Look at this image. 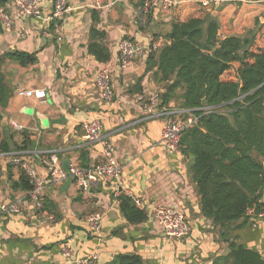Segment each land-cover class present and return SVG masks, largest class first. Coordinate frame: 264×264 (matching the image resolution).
<instances>
[{
	"label": "crops",
	"instance_id": "1",
	"mask_svg": "<svg viewBox=\"0 0 264 264\" xmlns=\"http://www.w3.org/2000/svg\"><path fill=\"white\" fill-rule=\"evenodd\" d=\"M4 11L13 18L9 30L0 21V56L9 52L36 53L37 62L27 67L5 63L3 74L11 95L0 110V143L6 141L9 153H0V201L12 202L26 193L11 189L21 169L13 160L26 162L36 174L48 180L46 158L54 153L61 164L79 165V152L88 151L91 167L102 160L101 143L83 140L82 126L97 120L102 135L114 149L121 166V181L100 182L83 196L73 181L59 186H45V200L52 205L46 213L24 201L19 214L0 217V264H58L59 246L70 239L74 258L97 253L95 264H118L121 256L136 255L142 264H211L216 256L228 253L218 229L200 215L198 196L190 181L189 162L179 151L168 154L161 143L163 119L147 117L140 111L136 96L158 92L161 85L145 72L149 41L160 44L172 22L210 15L219 24L218 34L239 36L260 25L258 46L264 43V0H213L203 7L201 2L212 0H172L175 6L166 11L158 6L143 16L141 0H66L69 11L51 21L54 0H42L40 16L19 18L14 0H5ZM106 34L105 44L110 53L106 63H98L87 54L89 31L93 27ZM56 26L50 29L51 24ZM140 43L142 55L120 70L118 43L121 39ZM154 53V52H152ZM238 64H233L232 79ZM110 74L112 98L101 97L95 84L99 70ZM23 90H44L46 98L38 101L17 95ZM170 107L174 110L175 103ZM23 127V130L12 126ZM23 134L31 135V150L15 151L23 142ZM131 196L141 201L147 220L138 225L126 222L119 211L118 198ZM264 201V189L262 191ZM158 206L182 210L189 225L183 240L167 239L151 216ZM102 214L99 235L88 232L85 218ZM237 236V243L257 251L264 259V218H251Z\"/></svg>",
	"mask_w": 264,
	"mask_h": 264
},
{
	"label": "trees",
	"instance_id": "2",
	"mask_svg": "<svg viewBox=\"0 0 264 264\" xmlns=\"http://www.w3.org/2000/svg\"><path fill=\"white\" fill-rule=\"evenodd\" d=\"M5 3L0 0V7ZM139 4L142 7L144 1ZM97 21L93 12L87 54L98 63H106L110 59L106 34L96 28ZM55 26L53 22L50 29ZM259 26L256 22L255 29L243 35L221 38L219 24L210 15L175 21L164 36L165 42L147 58L145 72L156 68L152 76L162 87L158 91L162 105L173 102L175 108L197 117L182 133L178 151L189 162L188 174L199 198L200 215L228 244V253L216 256L211 264H264L257 251L237 243V236L229 238L254 218L247 215L248 210L253 209L255 215L264 212V43L257 44ZM6 62L27 67L37 62V55L9 52L0 56V110L11 95L3 74ZM233 64H238L233 78H225ZM30 136L23 134L22 144L14 150H31ZM10 151L6 141L0 143V153ZM79 165L91 168L88 151L79 152ZM18 166L21 174L11 182V189L28 193L32 189L29 177L21 164ZM118 202L128 224L147 220V213L136 207L131 197L121 195ZM51 205L44 200L41 210L50 212ZM117 262L142 264L136 255L121 256Z\"/></svg>",
	"mask_w": 264,
	"mask_h": 264
},
{
	"label": "built area",
	"instance_id": "3",
	"mask_svg": "<svg viewBox=\"0 0 264 264\" xmlns=\"http://www.w3.org/2000/svg\"><path fill=\"white\" fill-rule=\"evenodd\" d=\"M42 0H14L16 7V16L19 18H37L40 16V4ZM95 3V8L99 2ZM144 4L141 7V13L145 15L147 12L157 8L158 6L166 11H170L175 6L172 0H143ZM211 3L217 5V1H203V7H208ZM69 11L66 0H54L51 13V21L61 18ZM0 21L6 30H9L13 24V18L9 16L4 9L0 8ZM160 44L149 41L148 51L156 52ZM144 47L129 39H121L118 43V61L120 70H125L133 60L140 57L144 51ZM95 84L100 92V95L105 100L112 98V87L110 74L106 70H99L95 74ZM17 95L25 98H33L38 101H43L46 98L44 90H23L18 91ZM136 101L139 105L142 114L147 117L162 118L163 126L161 131V143L164 150L168 154L178 151V145L182 133L192 127L197 117L187 110H174L170 106H163L159 99L158 92L149 94L141 93L136 96ZM208 110L205 108L204 111ZM15 129L23 130V127L12 123ZM84 134L83 140L87 143H101V158L102 160L94 164L91 168H84L80 165H69L68 169H63L61 161L54 153L50 154L44 164L48 171V180L41 179L35 172L34 168L26 162L13 160L18 165L21 164L22 169L29 177L32 189L26 193L25 197H17L12 202L3 203L0 201V217L6 214H19L24 201H28L34 209L39 210L49 220L46 211H42V206L45 200V186L47 181L55 186H59L67 179H71L78 191L83 196H87L92 188H95L100 182L116 180L121 181V166L114 157V149L111 142L105 139L102 135L101 122L94 120L82 126ZM131 197V196H129ZM136 207L145 211V207L140 200L131 197ZM247 215L254 218H264V212L255 215L254 210L247 211ZM151 216L157 226H159L167 239L183 240L189 234V225L186 217L181 209L170 206H158L151 211ZM102 214L93 212L86 216L85 223L88 232L92 235H99L101 230ZM61 261L58 264H95L97 261V253L92 252L83 258H74V251L71 240H66L59 246ZM183 264H201V263H183Z\"/></svg>",
	"mask_w": 264,
	"mask_h": 264
},
{
	"label": "water",
	"instance_id": "4",
	"mask_svg": "<svg viewBox=\"0 0 264 264\" xmlns=\"http://www.w3.org/2000/svg\"><path fill=\"white\" fill-rule=\"evenodd\" d=\"M202 104H203V106H205V104H206L205 101H203ZM62 167H63V169H68V167H69L68 162H67V161H64V162L62 163ZM70 182H71V179H67V180L65 181V185H68Z\"/></svg>",
	"mask_w": 264,
	"mask_h": 264
}]
</instances>
